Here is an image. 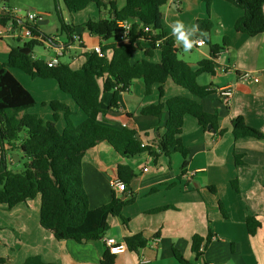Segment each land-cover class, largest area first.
Wrapping results in <instances>:
<instances>
[{
	"label": "crops",
	"instance_id": "obj_1",
	"mask_svg": "<svg viewBox=\"0 0 264 264\" xmlns=\"http://www.w3.org/2000/svg\"><path fill=\"white\" fill-rule=\"evenodd\" d=\"M114 1L118 11L126 6V0ZM164 7L168 10L166 14L162 13L163 29L175 37L180 53L183 48L181 41L177 40L178 35L173 34V27L177 21L182 22L185 16L189 21L183 31L188 40L190 35L195 37L191 41L202 39L201 34L193 31L192 27L196 26L197 20L209 19L212 23V43L220 45L225 39L230 42L216 60L215 75L202 74L197 78V83L201 80L199 85L211 86L214 93L203 99L196 98L207 112L218 114L219 129L226 132L218 136L214 130H204L194 117L187 115L181 134L182 142L190 152L185 172L182 171L184 159L179 153L172 156L169 165L164 155L155 159L144 153L124 158L108 142H101L87 151L83 159L82 176L90 205L97 208L109 203L113 193L122 200H128L132 195L135 198L134 203L124 207L121 212L129 220L127 226L120 217L112 216L106 236L124 241L129 235L142 233L149 242L137 253L130 250L117 253L115 264H181L176 252L193 264H264V139H235L232 132V121L242 116L249 126L264 133V33L250 37L236 32L235 22L244 12L223 0H214L210 15L202 0H170ZM97 9L98 16L93 20L107 17L106 10ZM173 9L179 15L172 23L169 12ZM4 28L0 32L4 33ZM85 31L84 28L82 33ZM16 32L17 36L24 33L23 30ZM83 37L74 41L67 37L69 42L66 44L53 39L47 41L48 47L55 54L57 49L63 50L62 57H68L72 66L80 59L78 50L84 55L93 47L107 44L91 34ZM8 39L14 40L0 37V63L8 61ZM141 47V50L133 52L132 63L145 58L144 53L150 44L141 40ZM193 47L197 49V56L187 63L196 70L201 60L211 58L210 47L207 44ZM149 60L160 62L161 51L154 50ZM11 72L37 101L28 113L53 120L54 112L49 104L59 101L69 106L74 124L79 125L85 120V114L70 95L61 91L56 80L34 79L17 69ZM27 78L35 82L30 83ZM226 87L233 89L229 104L224 103L221 96V90ZM163 89L161 102L176 96L194 98L171 79ZM111 99L112 93L102 95L105 113L98 118L100 124L117 130L124 127L135 129L143 144H151L164 135L169 118L167 109L159 117L142 114L145 107L159 103L158 85H153L151 93L147 95L145 81L135 80L129 91L120 94L118 108L110 107ZM65 125L64 113L59 112L57 127L62 131ZM15 162L11 161L12 164ZM120 165L129 166L136 176L127 186V192L119 194L112 190L110 182L119 179ZM212 187L216 192L210 189ZM0 206L4 210L2 215H6L2 218V229L11 227L15 233L12 240L7 232H2V236L6 237L2 239L6 254H1L8 262L23 264L30 257H38L46 264H102L107 251L102 239L84 243L58 241L51 232L41 227L39 196L13 208ZM162 207L169 208L151 213ZM248 216H255L261 222L254 236L247 230ZM195 236L203 239L199 256L192 251ZM7 241L12 242L10 247L5 245Z\"/></svg>",
	"mask_w": 264,
	"mask_h": 264
},
{
	"label": "trees",
	"instance_id": "obj_2",
	"mask_svg": "<svg viewBox=\"0 0 264 264\" xmlns=\"http://www.w3.org/2000/svg\"><path fill=\"white\" fill-rule=\"evenodd\" d=\"M9 0H0L7 3ZM56 4L58 0H53ZM170 0H126V6L118 11L114 0H63L69 14L85 9L94 3L99 10H106L107 17L100 20H89L83 27L91 35L100 37L107 44L101 46V52L90 50L84 54L85 62L79 69H74L69 62H62L50 67L45 58L32 55L33 46L38 43L53 41L47 36L40 38L38 26L23 23L17 17L0 12V26L11 25L14 30L27 31L31 39L24 42L31 53L20 52L22 46L10 45V53L6 63H0V205L13 208L38 196L41 198L40 225L52 233L58 241L74 240L78 243L102 239L110 229V217H120L127 226L128 219L122 216L124 207L134 203L132 195L122 200L114 193L109 203L92 208L90 198L84 188L82 167L87 151L101 142H108L114 150L124 158H131L148 153L157 159L164 155L172 162L175 153L184 159L182 171L185 172L190 152L182 142L185 117H194L204 129L218 132L222 136L226 130L219 129L217 113L207 112L196 98L203 99L214 93L211 86H201L197 78L202 74L215 75L216 60L222 50L229 46V40L222 44L212 43L210 31L212 23L209 19L197 20L198 32L205 44L210 47V59L201 60L196 70L180 58V49L174 36L163 29L162 8ZM208 15L214 0H202ZM243 10L244 14L234 25L238 33L255 37L264 33V0H223ZM106 2V3H105ZM11 9V8H10ZM61 30L69 40L81 39L77 34V26L58 13ZM118 21L132 24L130 39L127 44H117ZM149 27V32L144 28ZM41 39V40H39ZM14 40L21 41V38ZM141 40L149 42L150 48L145 51V58L132 63L133 52L141 50ZM161 51L160 62H152L154 50ZM17 69L36 79L56 80L61 91L70 95L79 109L85 114V120L74 124L69 106L59 101L49 104L54 112L53 120H46L37 114L28 113L37 101L34 95L25 88L13 75L11 70ZM142 79L146 83V94L151 93L153 85L159 86L160 101L142 110L143 115L159 117L167 109L169 118L165 124L163 136L145 144L138 138L135 129L110 128L98 122L105 111L102 108V95L112 93L111 108L119 107V96L130 90L132 82ZM171 79L178 86L186 89L194 98L176 96L161 102L163 86ZM63 112L65 127L60 131L57 127L58 113ZM232 132L235 139H264V133L249 126L244 117L232 121ZM13 154L18 155V162L27 160L23 170H15L11 161ZM237 162V161H236ZM240 164L239 161L237 162ZM136 174L127 165L119 166V179L128 186ZM213 192L215 188H210ZM158 208L155 214L168 209ZM220 209L224 212L223 208ZM225 215V212H224ZM247 230L254 236L261 227L255 216H248ZM127 250L138 252L149 240L142 233L132 234L124 238ZM203 239L195 236L192 251L199 256ZM181 264H193L175 253ZM116 254L108 249L101 260L102 264H115ZM6 259L0 256V263ZM23 264H46L38 257H30Z\"/></svg>",
	"mask_w": 264,
	"mask_h": 264
},
{
	"label": "rangeland",
	"instance_id": "obj_3",
	"mask_svg": "<svg viewBox=\"0 0 264 264\" xmlns=\"http://www.w3.org/2000/svg\"><path fill=\"white\" fill-rule=\"evenodd\" d=\"M8 6V7H7ZM9 6H11L10 8L18 11V16L17 18L22 21L23 23H29V24H33V22L29 21L27 19V15L28 13H36L38 15V20L36 21V25L38 26V32H39V36L40 38H42L43 36H47L49 39H54L58 42L61 43H68V39H67V35L65 32H63L61 30V26H60V21H59V17H58V13H61L66 19H68L69 22H74L78 28L83 27L84 22H86L89 18L90 20H93L94 17L98 16L97 12L98 9L94 4L89 3L88 6L77 12L74 14H69L68 10L66 9L63 0H58V3L56 4L53 0H9L7 3H2L0 2V8L2 7H7L9 8ZM9 8V9H10ZM166 10H168L167 7H163L162 8V13L163 15L166 14ZM170 15L171 17H169L170 21L173 23L175 22L174 19L176 16L179 15V12H177L176 10H170ZM39 20H44L46 21L43 24H39ZM188 17L185 16L184 19L182 20V22L184 23V26H187L188 24ZM88 22V21H87ZM85 24V23H84ZM77 28V29H78ZM0 29H4L5 28L3 26L0 27ZM88 31H85V33L83 34L82 32L80 34L86 35L87 37H89V33H87ZM84 38V37H83ZM195 37L190 35V40L194 39ZM31 38L29 37H25L24 39H22L20 42L17 40H12V39H8L7 42L12 45V44H16V45H20L23 47L24 42L29 41ZM41 40V39H39ZM77 40V39H76ZM179 41V39H177ZM49 41V40H48ZM180 45L182 46V52L180 53V58H182L184 61H189V60H195L196 56H197V49L192 47L190 50L185 51L184 49V42L181 41ZM77 54L79 55L80 59L78 61H75L72 64V67L75 69H79L81 68L82 64L84 63V55L81 54V50L77 51ZM32 55L36 58H47V57H51V58H55L56 54L53 51L52 48L48 47V42H43V43H38L36 45L33 46L32 49ZM60 60L62 62H69V58L68 57H60ZM29 80L30 83H34L35 80L31 79V78H27ZM201 80H198V83H200ZM15 160V159H14ZM27 163V160L24 161H20V162H15L13 163V167L15 170H23V164ZM40 198V197H39ZM2 206H0V256L2 257V254H6L5 249L6 247L2 246V239H6L5 235L2 236V232H4V234L7 232V234L9 236L12 237V240L15 238V233L14 230L11 229V227H8L6 229H2V218H5L6 215H2ZM10 244H12L11 241H7L5 243V245H7L8 247H10ZM2 253V254H1ZM3 258H5L3 256ZM6 259V258H5ZM13 264L12 262H8L6 260V262L4 264ZM2 264V263H0Z\"/></svg>",
	"mask_w": 264,
	"mask_h": 264
},
{
	"label": "built area",
	"instance_id": "obj_4",
	"mask_svg": "<svg viewBox=\"0 0 264 264\" xmlns=\"http://www.w3.org/2000/svg\"><path fill=\"white\" fill-rule=\"evenodd\" d=\"M0 12L4 15H11L14 17L18 16V11H15L13 9H9L7 7H3L0 8ZM27 19L31 22H35L38 20V15L36 13H28L27 15ZM117 26L119 28L118 33H117V38H116V43L117 44H127L129 42L130 39V33L132 30V24L128 21H118L117 22ZM150 28L149 27H145L144 28V32H149ZM16 30L13 29V27L11 25L6 27V31L0 32V37H9V38H25V37H29L31 38L30 34L25 30L24 33L25 35H23L24 33L22 32V34L20 35H15ZM202 41V43H200ZM193 46L195 47H201L205 44L203 39H197L193 41ZM91 50L100 53L101 52V47L100 46H96L93 47ZM63 56V50L61 49H57L56 50V57L55 58H49L47 61L48 66L50 67H54L57 66L60 63V57ZM245 77H248V74H245ZM233 94V89L231 87H226L223 88L221 90V96L223 98L224 103L229 104L230 102V98ZM143 146H145V144H143ZM110 186L112 188V190L115 193H125L127 192V186L126 183H124L123 181H121L120 179H114L111 180L110 182ZM104 244L106 245L107 249L113 253V254H117L121 251L127 250L125 242L124 241H120L117 238L114 237H108V236H104L102 238Z\"/></svg>",
	"mask_w": 264,
	"mask_h": 264
},
{
	"label": "clouds",
	"instance_id": "obj_5",
	"mask_svg": "<svg viewBox=\"0 0 264 264\" xmlns=\"http://www.w3.org/2000/svg\"><path fill=\"white\" fill-rule=\"evenodd\" d=\"M183 29H184V23L181 21H177L175 23V26L173 27V34L178 35L179 40L184 42L185 51H188L193 47L194 42L188 40ZM192 29H193V31H197L198 26H193ZM200 43H202V41Z\"/></svg>",
	"mask_w": 264,
	"mask_h": 264
},
{
	"label": "water",
	"instance_id": "obj_6",
	"mask_svg": "<svg viewBox=\"0 0 264 264\" xmlns=\"http://www.w3.org/2000/svg\"><path fill=\"white\" fill-rule=\"evenodd\" d=\"M173 7H175V6H173ZM46 21H43V20H39V24H43V23H45ZM83 29H84V27H81V28H78L77 29V34L79 35L82 31H83ZM20 52H22V53H24V54H26V55H29L30 53H31V49L29 48V47H22L21 49H20ZM212 127H211V125H209V127H208V129L210 130ZM12 158L13 159H15V161H17L18 162V155L17 154H13L12 155Z\"/></svg>",
	"mask_w": 264,
	"mask_h": 264
}]
</instances>
